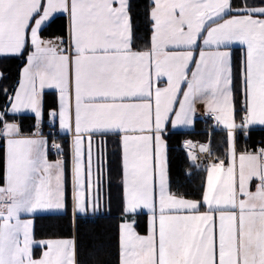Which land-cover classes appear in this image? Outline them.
Returning a JSON list of instances; mask_svg holds the SVG:
<instances>
[{
    "label": "snow or ice",
    "instance_id": "snow-or-ice-1",
    "mask_svg": "<svg viewBox=\"0 0 264 264\" xmlns=\"http://www.w3.org/2000/svg\"><path fill=\"white\" fill-rule=\"evenodd\" d=\"M257 131L264 0H0V264H264Z\"/></svg>",
    "mask_w": 264,
    "mask_h": 264
},
{
    "label": "trees",
    "instance_id": "trees-1",
    "mask_svg": "<svg viewBox=\"0 0 264 264\" xmlns=\"http://www.w3.org/2000/svg\"><path fill=\"white\" fill-rule=\"evenodd\" d=\"M17 63H18V61L9 62V66L11 67V69L13 71H15ZM219 135H220L219 132L214 133L213 142H215V140L219 137ZM254 135H255V138L258 139L260 137V135H264V132L257 131ZM184 139H191L193 141H198V142L204 141V139H205V137H204V124L201 122H198L192 131L180 132V134L174 138L173 148H176L175 140H184ZM173 155L175 157L174 164L182 167L185 164V160L183 159L184 153L182 151H176V152H174ZM112 222L113 221L111 219H105V220L98 221L97 224H98V226H101V227H109L112 224ZM89 227H92V226H89Z\"/></svg>",
    "mask_w": 264,
    "mask_h": 264
},
{
    "label": "crops",
    "instance_id": "crops-1",
    "mask_svg": "<svg viewBox=\"0 0 264 264\" xmlns=\"http://www.w3.org/2000/svg\"><path fill=\"white\" fill-rule=\"evenodd\" d=\"M202 123V122H201ZM193 130V129H192ZM192 130H181L180 132H190Z\"/></svg>",
    "mask_w": 264,
    "mask_h": 264
}]
</instances>
